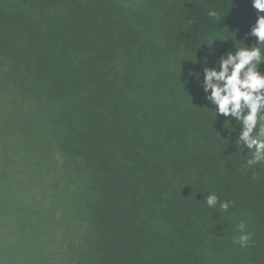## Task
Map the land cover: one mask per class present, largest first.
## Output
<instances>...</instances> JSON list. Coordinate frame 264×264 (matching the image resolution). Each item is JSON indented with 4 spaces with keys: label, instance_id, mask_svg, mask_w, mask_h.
<instances>
[{
    "label": "trees",
    "instance_id": "obj_1",
    "mask_svg": "<svg viewBox=\"0 0 264 264\" xmlns=\"http://www.w3.org/2000/svg\"><path fill=\"white\" fill-rule=\"evenodd\" d=\"M156 4L165 6L167 50L188 78L203 71L205 57L214 66L234 49L235 35L236 47L255 44L246 36L257 19L251 0H0V173L12 138L30 152L47 145L73 160L89 225L77 264H209L203 247L220 236L207 224L209 193L235 201L239 207L229 212L253 211L259 248L251 264H264V164L245 167L251 153L237 148L239 131L229 138L231 121L200 99L196 135L163 146L160 137L150 139L132 101L143 86L136 36L115 6ZM4 187L0 182V264L11 250L1 221L5 196L14 195Z\"/></svg>",
    "mask_w": 264,
    "mask_h": 264
},
{
    "label": "rangeland",
    "instance_id": "obj_2",
    "mask_svg": "<svg viewBox=\"0 0 264 264\" xmlns=\"http://www.w3.org/2000/svg\"><path fill=\"white\" fill-rule=\"evenodd\" d=\"M115 7L119 19L136 36L135 69L143 86L132 101L147 121L146 132L151 133L150 139L157 141L160 137V145L164 146L167 140L176 142L182 135L193 138L196 135L194 111L203 91L195 79L184 74L167 50L161 34L165 6ZM14 134V138H21ZM203 142L210 153L211 142ZM6 151L7 155L1 160L0 182L5 184L3 190L14 195L5 196L6 216L1 220L9 231L7 247H11L5 264H77L80 240L89 225L82 201L85 183L75 171L73 160L47 145L44 150L37 145V149L30 152L17 146L13 138ZM63 180L66 183L63 184ZM231 208L227 212L219 210L218 206L210 210L207 224L216 227L220 236L215 231L216 236L203 247L209 264H251L252 252L259 248L241 249L233 244V237L240 234L237 225L241 221L247 224L248 231L257 234V239L259 232L253 211L229 212ZM253 240H256L255 235ZM258 242L264 250V240ZM209 252L219 258L213 260Z\"/></svg>",
    "mask_w": 264,
    "mask_h": 264
},
{
    "label": "clouds",
    "instance_id": "obj_3",
    "mask_svg": "<svg viewBox=\"0 0 264 264\" xmlns=\"http://www.w3.org/2000/svg\"><path fill=\"white\" fill-rule=\"evenodd\" d=\"M251 3L257 10V19L246 36L255 38V44L249 46L243 42L246 46L236 47L235 35L234 39L229 38L234 41V49L221 54L214 66H207L209 61L205 57L203 71L190 73L204 93L202 99L212 106L210 109L218 119L231 121V127L224 125L229 138L239 131L235 140L237 148L243 146L251 153L246 168L264 164V72L260 71L264 64V0H251ZM208 15L215 17L217 12L209 10ZM210 55H215V50ZM206 203L209 208L218 206L224 212L235 205V201H222L215 193L207 195ZM237 231L240 234L233 237V244L241 249L253 246L254 232L247 230L244 221L237 225Z\"/></svg>",
    "mask_w": 264,
    "mask_h": 264
}]
</instances>
